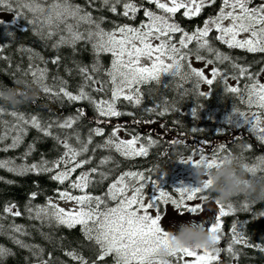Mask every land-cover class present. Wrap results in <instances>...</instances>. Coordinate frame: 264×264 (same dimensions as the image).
<instances>
[{
  "label": "snow or ice",
  "instance_id": "6c2138e0",
  "mask_svg": "<svg viewBox=\"0 0 264 264\" xmlns=\"http://www.w3.org/2000/svg\"><path fill=\"white\" fill-rule=\"evenodd\" d=\"M216 0H147L148 4H154L156 9L163 14H157L143 5H138L135 0H99L100 8L106 9L113 15L122 16L130 21H134L137 13L143 10L146 18L138 26L129 23L120 24L113 22V27L106 30L102 27L107 20L104 16L94 17L91 11L85 7L73 3V0H0V10L14 13L13 20L18 21L24 18L37 32L46 38L51 39L58 36L53 49H60L62 46H68L75 51L79 42L91 44L94 54V61L89 66H79V73L84 82L78 87L74 94L68 90L66 81H61L58 90H54L45 81L47 78L46 68H33L32 66L25 72V75L32 77V82L41 85V91L45 94H51L59 98L61 95L69 102L86 101L93 107L96 117L95 128L89 129L86 140H82L80 133L74 132L73 135L79 144L74 147L68 142V138L59 141L62 143L64 151L59 158L48 161L42 159L39 163L31 165H20L9 167V171H18V174H24L30 171L54 173L50 179L64 185L68 182L67 188H58L55 191L57 197L66 202H73L76 207L65 209L52 202L48 198L44 207L37 206L35 209V218L54 220L59 225H65L72 228L76 225L81 226L85 237L94 242L97 246L96 259L92 264H104L105 259L111 257L112 264H216L220 258L221 248L218 244L221 241L222 218L234 214L237 209L234 204L222 202L215 199L210 194H205L210 181H206L203 186L195 187L181 186L176 190L180 193L178 200H171V203L178 210V215L199 214L203 210V202L214 201L217 206V212L209 221H199L208 232L214 234V247L212 249H171L166 257L159 255V247L168 246L167 230L162 226V217L159 212L154 216L150 210L156 207L157 203L169 201L168 193L161 190L155 180L150 181L152 188L159 190V196L152 193L148 196V202L145 203V188L149 180L141 171H125L111 182L105 194L93 195L85 190L94 182L93 175L98 173L97 167H92L87 171H81L75 179H70L78 169L84 168L92 162L91 158L79 159L85 153L89 152V145L93 143L94 136H104V128L100 124L106 121L102 118L121 117L123 115L133 116L132 112H122L118 110V103L127 101L135 106L142 104L143 93L140 85H146L151 82L162 83V77L167 75L179 77L181 81H193V88L199 89L203 82L209 86L213 85L218 78L224 79L220 69L213 66L210 77L205 74L204 69H197L189 62V58L194 56L197 61H205L206 65H213L212 59H207L202 55V51L212 53L215 60L223 63L232 58L215 49L210 43L209 33L214 29L218 35L216 40L227 45L229 49H242L249 53H264V3L254 7L253 0H222L219 12L214 17H209L204 21L203 27L197 26L191 33L184 30L179 23L174 22V16L183 10V17L191 19L199 16L206 5L215 4ZM89 7H93L96 0H86ZM26 13L31 14V19ZM230 21L227 26L224 22ZM10 21L0 18V25H6ZM84 27L83 30L82 27ZM179 33L178 40L175 34ZM13 33L8 32V35ZM242 34H247V38H240ZM155 41L156 43H153ZM195 43V48L190 47ZM102 54H110V66L105 69L104 75L107 80H98L97 73L101 71L102 65L100 57ZM41 59H43L41 57ZM147 60L149 63H143ZM60 56H55L51 63L58 64ZM234 72L233 79L239 82L240 77H245L250 82L244 84L243 89L236 86H227L225 90L232 94L241 95L246 93V103L249 112L234 109L233 113L244 119L245 124L250 125V131L256 133L261 142H264V83L255 79V74L248 75V68L232 63ZM264 71V70H262ZM92 85H98L93 88L97 93L110 91L109 98H94L86 89ZM168 87L167 84L163 85ZM182 87V86H178ZM186 91H181V95H186ZM199 96L206 97L208 93L198 92ZM255 106L258 111H251ZM157 105L153 108H145V112L155 113L158 116L165 115L170 109L167 106ZM171 110L178 111L173 105ZM4 109L0 108V114ZM198 113L197 108L192 109V115L195 117ZM15 117L17 124L13 125L18 134L13 138L9 147H15L21 140L20 132L24 131L22 125L30 124L32 127L41 131L45 136H51L50 129L53 123L43 124L35 115L27 119L23 113L12 111L9 113ZM86 115L83 108H78L76 114L68 116L63 122L58 123L60 129H72L73 126ZM107 122L110 123V120ZM139 123L140 121H134ZM154 123V121H148ZM124 126L116 124L113 130L108 134L107 139L102 144H97L96 148H114L120 156L131 159L134 157H146L149 154V148L157 143L151 134L141 137L139 134H131L130 139H122L118 133ZM193 132L197 129L193 128ZM4 137L0 136V140ZM146 140V143L141 140ZM172 143H181L174 140ZM139 144V147H137ZM31 149V146H29ZM7 150V149H4ZM226 146L221 144L209 156L204 148L194 149L199 159L189 156L180 162L191 164L195 167L197 163L203 164L206 168H212L217 165L219 158L225 152ZM25 153V157L29 155ZM226 155H232L228 152ZM113 158L106 156L100 160V165H106ZM236 160H242V157H235ZM11 161H0V167H7ZM241 166L251 175L264 172V157L258 158V162L252 165L240 163ZM101 180L108 178V173L99 172ZM79 191L81 194H74ZM130 193V194H129ZM36 193L31 194L34 199ZM199 199L202 203L188 205L186 201ZM109 201L115 202L114 206ZM250 205L246 200L241 206V211L249 210ZM3 213L12 216H21V211L16 204H6ZM26 211L31 215L32 207H26ZM264 217V212L260 213ZM3 226L0 225V228ZM15 232H22V227L13 225ZM230 242L226 251L230 256L237 257L239 253L234 248L235 245H244L245 247H256L264 251V247L250 243L246 234L240 230L239 222H234L230 231ZM22 247L20 240L15 241ZM43 250L40 249V252ZM7 254V250L0 247V257ZM78 264H89V262L75 251L65 253ZM49 260L38 261V264H50Z\"/></svg>",
  "mask_w": 264,
  "mask_h": 264
},
{
  "label": "trees",
  "instance_id": "16d2710c",
  "mask_svg": "<svg viewBox=\"0 0 264 264\" xmlns=\"http://www.w3.org/2000/svg\"><path fill=\"white\" fill-rule=\"evenodd\" d=\"M135 2L157 14H163L161 10L155 8L154 4H148L147 0H135ZM73 3L85 7L86 10L92 12L94 17H106L107 20L102 25L106 30L113 27V22L138 26L142 20L146 19L142 9L137 13L136 19L130 21L100 8L99 0H96L93 7H89L86 0H73ZM260 3H264V0H253L250 7ZM221 4L222 0H216L215 4L206 5L199 16L191 19L183 17V10H181L173 20L191 33L197 26L203 27L206 19L214 17L219 12ZM1 15L13 17L14 13L0 10ZM26 15L31 19V14L26 13ZM84 27L86 26H83L81 30ZM8 32L13 34L8 35ZM179 35V33L175 34V39L178 40ZM217 35L215 30L209 33L210 43L221 53L230 56L232 58L230 61L221 63L215 60L214 54L202 51V55L214 61L213 65H206L205 61H197L194 56L189 58V62L197 69H199L196 66L198 64L208 67L209 78H211V68L215 66L220 69L224 79L218 78L211 86L201 82L199 89L193 88L192 80L185 83L179 77L167 75L161 78L162 83L159 85L155 82L140 85L143 93L140 106L134 107L127 101L118 103V110L132 112L134 115L102 118L106 122L99 126L104 128L105 135L94 136L93 143L89 145V152L79 157V159L90 157L92 162L78 169L70 179H75L81 171L97 167L98 173H108V178L101 180L98 173L94 174V182L85 191L89 194L103 196L108 185L125 171H141L149 181L169 177L181 159L196 155L194 149L204 148L206 154L210 156L219 145L224 144L226 150L222 155L231 152L234 157H242V160H237L239 163L249 165L257 163L258 158L264 157V142L258 140L244 127H237L233 119L234 109L249 112L246 93H242V99L241 95L225 90V83L227 86L243 89L244 84L250 82L245 77H240L239 82L232 78L234 74L238 75V72L232 69V63L247 67L248 75L255 74L257 80L264 68V53H249L238 48L229 49L227 45L215 39ZM57 39L58 36L48 39L42 34H37L24 18L0 25V86H14L13 81L19 76L32 81L30 75H25V72L32 66L48 70L45 82L54 90H58L61 81H66L65 87L75 94L84 82L78 67L86 65L90 68L95 59L91 44L79 42L75 51L68 46H62L56 50L52 48V44ZM190 47L195 48V43ZM57 55L60 56V62L51 63ZM100 62L102 68L99 73L95 74L96 78L107 80L104 71L110 66V54H102ZM164 84L168 87H164ZM95 87L98 85H92L86 89L94 98L110 97V91L97 93L93 91ZM181 91H186L187 94L181 95ZM198 92H205L208 95L202 97L197 94ZM166 103L170 110L163 116L145 112V108H153L157 105L161 106L160 110H162ZM173 105L178 108V111L171 110ZM0 108L4 109V112L0 114V136L4 137L0 140V161L12 162L7 167H0V225L3 226L0 228V247L7 250V254L0 257V264H38L40 259L49 260L50 256V264H78V261H74L65 254L68 251H75L82 255L89 264H92L96 259L98 249L94 242L85 237L81 226L76 225L69 228L57 224L54 220L43 217L35 218L37 206H46L48 198H52V201L58 200L54 190L67 188L68 182L66 181L61 186L58 182L51 180L50 176L54 173L30 171L18 174V171H9L8 168L39 163L42 159L53 161L59 158L64 151L59 141L65 138H68V142L74 147H79L73 133L78 131L82 140H86L89 129L98 126L95 123L96 113L93 107L86 101L69 102L62 95L57 98L40 91L38 98L34 101L16 108L0 101ZM78 108L85 110V117L79 120L72 129H60L57 126L58 123L63 122L68 116L75 115ZM193 108L198 110L195 117L192 115ZM12 111L23 113L27 119L35 115L45 125L53 123L50 129L52 135L45 136L30 124L22 125L24 131L19 133L20 142L15 147H9L13 138L18 134V130L13 129L17 120L9 114ZM251 111H258V109L253 106ZM108 120L110 123L107 122ZM134 121L140 122L135 123ZM148 121H154V123H148ZM116 124L124 126L121 131L130 137L131 134H139L142 138L151 134L157 143L149 148L148 156L128 159L120 156L114 148H96L97 144H102L107 139ZM193 128L197 131L193 132ZM56 137H59V141ZM174 140H179L181 143L174 144L172 143ZM141 142L146 143V140L142 139ZM26 152L30 154L25 157ZM106 156H111L113 159L106 165H100V160ZM166 188L169 190L168 186ZM32 193H36L34 199L31 198ZM74 194L81 193L74 191ZM174 195L176 196L175 193ZM210 195L214 197V194ZM246 200L250 205L249 210H239ZM231 202L237 211L222 218L223 235L218 244L221 254L216 264H264V251L256 247L235 245L234 248L239 253L237 257L230 256L226 251L231 239V226L234 222H239L240 230L246 234L251 244L264 247V217L260 216V213L264 212V202L252 201L243 196ZM111 203L112 201H109V204ZM6 204H16L22 215L17 217L3 213L2 209ZM26 207H32L31 215L26 211ZM13 225L21 226L22 232H15ZM16 240H20L25 246L17 244ZM40 249L43 251L40 252ZM104 264H112L111 257L106 258Z\"/></svg>",
  "mask_w": 264,
  "mask_h": 264
},
{
  "label": "clouds",
  "instance_id": "9594fccd",
  "mask_svg": "<svg viewBox=\"0 0 264 264\" xmlns=\"http://www.w3.org/2000/svg\"><path fill=\"white\" fill-rule=\"evenodd\" d=\"M14 86H0V101L13 108L34 101L38 98L41 85L29 81L24 76L16 77ZM195 183L203 186L210 181L207 192L214 194L215 199L222 202L233 201L245 197L252 201L264 202V172L251 175L245 171L233 155H222L216 166L206 168L197 163L193 167ZM168 246L159 247V255L163 258L171 249L193 248L212 249L214 234L206 230L200 222L182 223L178 229L167 230Z\"/></svg>",
  "mask_w": 264,
  "mask_h": 264
},
{
  "label": "rangeland",
  "instance_id": "374dc122",
  "mask_svg": "<svg viewBox=\"0 0 264 264\" xmlns=\"http://www.w3.org/2000/svg\"><path fill=\"white\" fill-rule=\"evenodd\" d=\"M161 2H167V0H161ZM0 18L4 19L5 21H10V23L14 21L11 15H1ZM229 23L230 21L224 22L225 26H227V24ZM240 38H247V34H242ZM153 43H156V42L153 41ZM143 63L147 64L149 62L147 60H144ZM196 66L199 69H204L206 75L209 74L208 67L204 66L203 64H198ZM257 80L260 83H264V71L261 72ZM233 119L237 127H245L248 129V131H250V128H249L250 125L245 124L244 119L242 117H239L237 114H234ZM261 126H264V124H262ZM253 135L259 140L258 135L256 133H253ZM118 136L122 139L131 138L129 135L125 134L122 131L118 133ZM137 147H139V144H137ZM192 157L194 159H199L198 155H193ZM183 159H187V158H183ZM180 161L169 177H160L159 179L155 180L157 184L159 185L160 189L168 193V197L170 199L167 203L163 201L157 203L156 207L150 210V214L154 216L157 212H159L162 217V221H161L162 226L166 230L168 229L176 230L178 229L180 224L188 223L189 221H192V222L209 221L210 222V218H212L217 212L216 204L212 201L210 202L206 201V202H203V210L199 214L178 215V210L171 203V200H178L180 198V193L176 189L181 186H186V187L196 186L195 178L193 175V167L191 166V164L181 163ZM166 186L169 187V190L166 188ZM152 193H155L156 196H159V190L152 188V185L149 181V184L146 185V188H145V203L148 202V196H150ZM174 193L176 194V196L174 195ZM52 202L56 203L59 207L65 208L66 210L76 207V205L73 202H66L60 199L54 200ZM186 203L191 206V205L201 204L202 202L199 199H196L193 201H186ZM110 205L114 206L115 202H112Z\"/></svg>",
  "mask_w": 264,
  "mask_h": 264
},
{
  "label": "flooded vegetation",
  "instance_id": "af4514ba",
  "mask_svg": "<svg viewBox=\"0 0 264 264\" xmlns=\"http://www.w3.org/2000/svg\"><path fill=\"white\" fill-rule=\"evenodd\" d=\"M244 129H246V130L248 131V129H247V128H245V127H244Z\"/></svg>",
  "mask_w": 264,
  "mask_h": 264
}]
</instances>
